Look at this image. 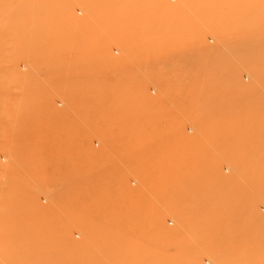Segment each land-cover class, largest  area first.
Listing matches in <instances>:
<instances>
[{
	"label": "rangeland",
	"instance_id": "374dc122",
	"mask_svg": "<svg viewBox=\"0 0 264 264\" xmlns=\"http://www.w3.org/2000/svg\"><path fill=\"white\" fill-rule=\"evenodd\" d=\"M0 264H264V0H0Z\"/></svg>",
	"mask_w": 264,
	"mask_h": 264
}]
</instances>
